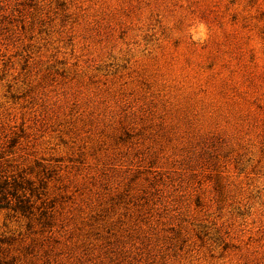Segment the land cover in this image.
Wrapping results in <instances>:
<instances>
[{
	"label": "rangeland",
	"instance_id": "1",
	"mask_svg": "<svg viewBox=\"0 0 264 264\" xmlns=\"http://www.w3.org/2000/svg\"><path fill=\"white\" fill-rule=\"evenodd\" d=\"M0 177V264H264V0H0Z\"/></svg>",
	"mask_w": 264,
	"mask_h": 264
},
{
	"label": "trees",
	"instance_id": "2",
	"mask_svg": "<svg viewBox=\"0 0 264 264\" xmlns=\"http://www.w3.org/2000/svg\"><path fill=\"white\" fill-rule=\"evenodd\" d=\"M8 195L12 198L15 196V185L14 180L10 181L7 178L0 177V209H7L10 207V199H8ZM18 199V197H17ZM19 201L16 205H19Z\"/></svg>",
	"mask_w": 264,
	"mask_h": 264
}]
</instances>
